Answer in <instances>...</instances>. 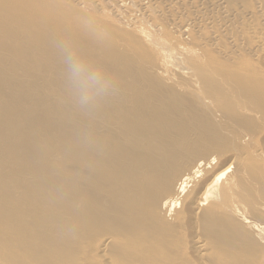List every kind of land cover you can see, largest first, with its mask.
<instances>
[{
	"label": "bare ground",
	"instance_id": "bare-ground-1",
	"mask_svg": "<svg viewBox=\"0 0 264 264\" xmlns=\"http://www.w3.org/2000/svg\"><path fill=\"white\" fill-rule=\"evenodd\" d=\"M70 1L83 6V0ZM84 1L85 7L86 0ZM92 1L89 0V4ZM96 1L99 3V0ZM133 1L129 2V5ZM150 2L152 1L143 0V8L149 6ZM134 3L139 6L133 2L132 7ZM116 4L115 6H118ZM95 5L96 3L93 6ZM120 5L125 6L124 1H121ZM167 5L166 8L170 7ZM91 6L92 4L90 8ZM111 7L109 6L110 9ZM141 7L137 9L138 13ZM125 8H122L123 12ZM114 9L115 15L117 13L115 7ZM155 9L154 7V11ZM81 10L76 6H69L64 0H0V143L3 138L6 140V148L0 149V165L7 164L0 170V191L7 200L16 197L17 190L21 192L19 204H24L21 208L23 215L29 216V210L35 203L38 207H44L46 215L50 216L48 225L33 234L27 231L11 233V248L32 251L29 244L33 240L38 241L39 247L41 244L48 245L47 254L53 256L64 244L73 242L74 245L83 235L88 236L94 228L101 227L110 231L102 236L98 245L96 243L90 250H86L80 264H90L88 254L95 255L100 260L109 257L111 247L122 239L129 240L128 245H122L123 256L131 254L128 262L149 259L146 264H159L163 255L164 262L171 264L176 260L173 258L174 246L172 248L170 245L171 241L173 244L175 242L172 240L173 234L178 232L187 237L193 255L199 259L204 253L211 252L224 258L219 260L215 257V264H240V259H243L242 264H251L248 256L250 257L257 245L264 248V220L260 218L261 214L255 212L264 214V202L263 199L259 200L263 203L256 200L257 208L251 207L253 205H250V202L254 197L249 200L250 195L248 199L245 196L248 193L246 191L254 184L252 187H258L261 191L260 186H263L264 182V161H261L263 163L260 166L258 162L245 165L247 161L244 159L249 156L244 159L243 157L249 152L242 148L244 155L241 152L226 153L222 143L227 141L226 136L232 129L234 131L239 125L243 126V120L239 121V117L244 119L246 115H252L262 118L264 115V88H261L263 76L260 75L262 81L256 77L248 78L241 71L238 76L235 75L236 68L233 67L229 68H233V75L227 68L228 77L214 74L212 76L209 72L211 76H206L203 75L204 71L201 75H192L194 68L188 71L190 67H186L188 70L184 69L185 75L189 73L185 76L181 73L183 70H178L183 69L180 62L181 67L174 63L177 71L174 67L172 71V68L169 69L162 61L159 66L162 67L165 81L161 80L153 76L148 68L145 69L142 57L137 53L142 47L141 41L142 44L148 42V36L143 31L138 32L139 42L137 35L138 38H133L120 30L110 31V35L106 33L105 28L99 27L102 23L100 20ZM145 10L141 9L142 14ZM132 13H135V18L139 15L136 16V11ZM229 13L227 12L226 17ZM147 14L151 16L150 12ZM130 17H127V14L119 16L125 27L133 29L135 18L132 16L133 22ZM175 18L173 17L174 20ZM196 18L192 19L195 21ZM200 19L204 20L202 17ZM179 24L181 26V21ZM243 24L244 22L241 28ZM146 25H149V28L152 26L150 23ZM170 25L169 28L173 26ZM188 27L185 29L190 33L191 27L189 30ZM247 28L249 32V27ZM172 33L174 35V32ZM155 34L157 35L156 31ZM121 42L126 45L125 51L123 47L122 51L118 48L117 44ZM258 42L256 40L257 44ZM162 44L160 47H165V44ZM60 45H63V48ZM156 46L155 49L160 48ZM194 51L196 52L195 49ZM168 53V56L171 55ZM70 55L83 59L89 71L100 68L110 73L117 83L115 94L99 97L91 107H81L78 95L83 85H78L71 78L69 65L66 63V57ZM177 58H174V62ZM179 58L182 60L180 56ZM234 58L236 59V56ZM151 62H146L145 65H151ZM237 63L241 64L238 60ZM184 64L183 62L182 65ZM44 65L47 73L39 85L35 75ZM174 72L177 79L180 77V80L186 81L188 85L174 83ZM198 72L200 67L196 73ZM260 73L263 75L262 71ZM243 75L245 77H242ZM257 79L260 80L261 87L256 86L260 83ZM56 81L61 93L68 88V98H63L60 92L53 90L52 84ZM48 86L50 90H46ZM232 101H237L238 108L232 105ZM64 116L66 119H63ZM233 131L229 134L232 135ZM234 132L238 135L237 130ZM259 132L260 130L257 134ZM248 136H239L238 142L241 146L247 143ZM229 139L231 140L230 137ZM256 149L254 154L264 160V147L261 150L258 147ZM256 156L252 157L257 158ZM50 159L51 169L48 162ZM239 159H243L241 165ZM57 162L59 165L55 166L54 163ZM231 165L236 168L233 167L235 171L228 175ZM8 177H11L9 181ZM52 181L58 183L54 184ZM57 185L59 188L55 194L52 188ZM179 205L182 207L175 211ZM0 207H4L1 199ZM66 209L71 221L66 220L64 216ZM10 212L11 225L7 223L6 212L0 216L1 224L13 230L14 227L31 228L26 222V217L20 216L21 213L16 219L14 210ZM255 215L260 217L255 218ZM48 231L50 233H47ZM163 236H166L168 242L162 239ZM6 241L7 237L0 239L3 248ZM180 245L181 243L179 250ZM74 251L78 254L80 249L74 246ZM208 256L211 257L209 254ZM109 261L111 260L105 259L102 264H115ZM69 262L77 264L79 260L72 258ZM3 264H6V261Z\"/></svg>",
	"mask_w": 264,
	"mask_h": 264
},
{
	"label": "rangeland",
	"instance_id": "rangeland-1",
	"mask_svg": "<svg viewBox=\"0 0 264 264\" xmlns=\"http://www.w3.org/2000/svg\"><path fill=\"white\" fill-rule=\"evenodd\" d=\"M64 1L66 3H68L69 6L70 5L72 7L76 6L80 10L82 9L83 11H87V13L92 14V16L94 18L96 17L95 19L100 20L99 22H102V23L106 22L105 24H102V23L99 24V27H101L103 29L105 28L104 30L106 31V33H108L110 35H111L110 31H113V30L119 31L120 30V32L127 33L130 36H132L133 38H138L139 37L138 38L139 39L138 42H139L140 41L139 33L141 31H143L148 36V42H145V44H142L143 41H141L142 43L141 42L140 43H141L142 47L137 53L140 55V57H142L141 61L143 62L144 67H146L145 69L148 68L149 72L153 76H155L157 78H160L161 80L164 79V75H163L164 72L161 71L162 70L161 69L162 68L161 65L159 66V64L162 61L167 64L169 69L174 67V69L176 68L175 69L176 71H177V66L174 63H176L178 66H180V65L183 66V69L182 68L181 69L178 68L179 71L183 70L181 72V73H183V75H185V73H186V72H184L185 71L184 69H186V67L187 68L190 67L189 70L186 69L188 71H191V68L195 69V67H197V69H195V70L193 69L192 70V73H193L192 75H194V74L196 75L197 74V76H198L199 74L200 75L202 74V71H204L203 75L205 74L206 76L207 75H209V76L212 75L213 76V74H214V76L215 75L216 76L219 75V76H223V77H226V76L228 77L229 76L228 70H229L231 75H233L232 72H234V71H235V75H238V73L241 71V73L242 74L245 73L246 77H248V78H249V76H251V78H253V79H255V77H256V78H260L261 81H262L261 76H263V78H264V70H263L264 67H262V65L264 64L263 63L264 62V55H263L264 54V18H263L264 17V0H243V1L242 0H239V1H236V0H225L226 2H228V4H226L225 1L223 2V0H220L221 3H220L219 0H184V3H183V0L182 1L178 0V2H177V0H173V1L172 0L171 1L167 0L168 2L165 1V0H161V2H160V0H155V1H157L156 3H155L154 0H150L152 2H150L149 6L154 2L153 5H152L153 8H152V6L149 7L147 5L149 7V9H148L147 6H145L146 10H145V8H143V6L145 5V4L143 5V0H134L133 1V2H136L137 5H139V6H136V4L134 3L135 4L134 6L136 8L134 6L132 7L133 2L130 3V5H129V2H131L132 0H129V2L127 0H118L119 2L117 0H115V2L113 0H111V1L110 0H108V1H106V0L105 1L101 0L100 1L99 0V3L96 0L95 1L90 0V1H92L91 2V4H92L91 8H90L91 4H89L90 3L89 0H86V5H85V7L89 6L88 8L84 7V4H83V3H85L84 0L83 1L81 0L83 6H81V5L78 6L77 3L76 4L72 3L70 0H68V1L64 0ZM121 1H124L125 6H121L120 5ZM137 1L140 4H138ZM93 2L96 3V5H95L96 7L93 6L94 5ZM101 2L102 3L104 2V3L101 4ZM158 2H160V4ZM166 2L168 3V5L166 4ZM175 2L177 3V7H176V3ZM179 2H181V3H179ZM107 3L109 4V6H112L111 9L109 8ZM115 3H117L116 5H118V6H115ZM126 3L129 5V7H128V5H126ZM182 3H183V5H181ZM211 3H212V5H211ZM213 4H215L216 6H214ZM98 5H100V6H98ZM161 5H162V7H161ZM166 5L170 6V7L166 8ZM172 5H174V6H172ZM178 5H179V7H178ZM248 5L250 7H248ZM156 6H159V7H156ZM228 6H229V8H228ZM114 7L116 8V13H117L115 15H114V13H115ZM140 7H141L142 11L145 10L146 12H143V14H142V11L140 9L139 13H138L137 9H139ZM154 7L156 8L155 11H154ZM242 7L243 8L245 7V9H242ZM122 8H125V10H124L125 13L123 12ZM175 8H177V9H175ZM104 9H106V11ZM171 9H172V11L174 10V12H172ZM230 9H231V11H230ZM131 10L133 12L136 11V13H137L136 16L138 14L139 15L135 18L134 17L135 13L133 15ZM157 10H159V11H157ZM175 10H176L177 13H175ZM224 10L227 11V12H230L228 17H226L227 12L225 13ZM243 10L244 11L246 10V11L244 12ZM152 11H154V12L152 13ZM179 11H180V13H178ZM187 11H188V13H187ZM148 12H150L151 16H149V14H147ZM234 12H235V14H234ZM140 13H141L142 16L140 15ZM171 13L173 14V16H172ZM174 13L178 14V15H175ZM182 13H184V14H182ZM255 13H256V16H254ZM126 14H127V17H130V15L132 14L131 17H130L132 21L135 18L134 21L136 23L133 21L134 22V28L133 29L130 28V27H125L122 24L121 19L119 18V16L120 17L121 16H126ZM144 14H146L145 17H146L147 21H146V19L144 17ZM156 14H158V16H156ZM163 14H165V15H163ZM139 16H141L140 22H141L142 25L138 21ZM187 16H189L188 17L189 19L187 18ZM200 16L204 20L200 19L201 18ZM215 16H216V18H215ZM234 16H235V18H234ZM149 17H151L152 20ZM173 17H176L175 20L173 19ZM192 18H196V20L194 21ZM224 18H225V20H224ZM177 19L181 21V26L179 24L180 21H178ZM182 19H185V20H182ZM235 19H237V20H235ZM243 19H244V21H243ZM150 20H151L152 23L150 22ZM159 20H161V21H159ZM170 20L173 21L174 24H176L175 25L176 27L174 26V24ZM176 20H177V23H176ZM189 20H190V22H189ZM234 20H235V22H234ZM145 21L148 24L150 23L152 25L151 27H154V28L153 29L151 27L149 28V25L147 26ZM187 21L189 23H187ZM142 22L145 23V25ZM213 22H214V24H213ZM241 22L242 23L244 22L243 28H241L242 27V23ZM190 23H193V24H190ZM202 23H204V24H202ZM219 23H220V25H219ZM234 23H235V26H234ZM245 23H247V24H245ZM253 23H256V25H254ZM167 24H169V25L171 24L173 26L170 25L171 27L169 28V25H167ZM189 24H190V26H189ZM155 25H156V27H155ZM185 25H186V27H185ZM178 26L182 30V33H180L181 30H179ZM188 26L191 27L190 33H187V29H185ZM230 26L231 27L233 26V27L231 28ZM246 26L249 27V32H247L248 28ZM177 27H178V31L176 30ZM189 27H188V30H189ZM127 28H128V30H127ZM139 28H140V31H139ZM155 28H157V29L155 30ZM171 28L175 29L177 32L175 33V31L173 29L170 30ZM256 28H258V29H256ZM151 29L154 30V33H153V31H151ZM251 29H253V30H251ZM183 30H185V31H183ZM191 30H192V32H191ZM127 31H129L130 33L127 32ZM155 31H156L157 35L155 34ZM161 31H162V33H161ZM172 32H174V35H173ZM184 32H186L187 34L186 33L184 34ZM225 32H226V34H225ZM248 33H249V35H248ZM255 33H256V35H255ZM199 34L203 35V37H200ZM175 35H176V37H178L177 42H176V39H175ZM227 35H228V37H227ZM209 36H210V38H209ZM244 36H245V38H244ZM186 37H187V39H186ZM261 37H262V39H261ZM188 38H189V40H188ZM173 39H175V40H173ZM135 40H137V39H135ZM178 40L181 43H183V44H181ZM220 40L224 41V43L222 41L220 42ZM256 40H257V42L259 41L258 44L256 43ZM218 41H219V43H218ZM121 43L117 44L118 48H119V50L121 48V51H122V47H123L124 48L123 51H125L127 49L126 45L124 43H122V46H121ZM170 43H171V45H169ZM247 43H250V44H247ZM155 44L158 45V47H160V44H162V45L165 44L164 45L165 47L162 46L163 50H161L162 49L161 47H160L161 49L157 48L158 49L157 50V49H155L157 47ZM172 44L175 46L174 48H173ZM235 44H236V46H235ZM153 45H155V46H153ZM145 46H146V49H145ZM180 46H182V47L180 48ZM192 46L194 47L196 52L194 51ZM236 47L237 48L239 47L240 49L239 48L237 49ZM250 47H252V48H250ZM152 48L154 50H156V51H154V50L152 51ZM172 48L175 51L172 50ZM178 48H180L179 49L180 52L178 51ZM224 48H226V50H224ZM170 51H171V53H170ZM200 51H201V53H200ZM167 52H169L168 54H171V55L168 56L166 54ZM193 52L195 54H197V56H195V54ZM261 52H263V54ZM154 53H155V55H154ZM161 53H164V54L161 55ZM172 53H173L174 56L172 55ZM158 54L161 55V56L159 57ZM178 54L182 58V60H179L180 58H179ZM184 54H186V55H184ZM192 54H194V56ZM240 54H243V55H240ZM183 55H184V57L185 56H187V57L184 58ZM250 55H251V58H250ZM171 56H173L174 58H176V56H177L178 58L174 62V58H173V60H171L172 59ZM235 56H236V59L234 58ZM260 57H261V59H260ZM159 58H160V60H159ZM192 59L194 60L193 62H192ZM241 59L242 60L244 59V62H242ZM156 60H158V61L156 62ZM177 60H179V61H177ZM237 60L240 61L241 64L237 63ZM182 61L185 63L184 65H182V63H183ZM215 61H217L216 64H215ZM146 62L147 63L149 62V64L151 62V65H149V64L145 65ZM153 62H154V65H153ZM179 62H180V65H179ZM187 63H189L190 65L187 64ZM207 63H208V65H207ZM227 63H228L229 66L227 65ZM236 63H237V65H236ZM198 64H201V65H198ZM218 64H219V66H218ZM223 64H225V65H223ZM260 64H261V66H260ZM192 65H194L195 67H193ZM199 67H200V72L196 73L198 71ZM230 67H233L234 69L236 68V70L233 71V68L230 70L229 69ZM227 68H228V70H227ZM257 70H258V73H257ZM172 71H173V68H172ZM221 71H225V72H221ZM261 71H262L263 75L260 73ZM162 72H163V74H162ZM208 72L211 73V75ZM46 73H47V68L45 67V65L42 67L41 70L36 72L35 77L38 80V84L39 85L42 84L43 77L45 76ZM160 73H161V77H159ZM241 73L239 75H241ZM172 74H173V78H175L174 83H178V84H182L183 83L184 86L188 85L185 80H184L185 82H183V81L180 80V77L178 79L175 77L176 75H174V74H176V72H174ZM188 74H186V75H188ZM244 75L242 77H245ZM165 76H166V74H165ZM177 77H178V75H177ZM176 79H177L178 82L176 81ZM257 80H259V79H257ZM260 80H259V82H260ZM164 81H165V79H164ZM185 84H187V85H185ZM255 84H257V83H255ZM255 84H254V86H255ZM260 84H261V82L259 83V85ZM259 85L257 84L256 86H258V87L262 86V85H260V86ZM52 87H53V90H56V91L60 92L59 89H58V82L57 81H56L55 84L54 83L52 84ZM261 88H264V81H263V86ZM46 90H50L49 86L46 87ZM62 92L63 93L60 92V94L62 95L63 98H68L70 96V93H67L68 92V88L65 89V90H62ZM237 104H238L237 101H235V102L232 101V105L235 108L236 107L238 108ZM241 117H239V121L243 120V122L241 121L243 126L239 125L238 128L234 129V131L237 130V134L238 135H236V132H234L233 129H232L229 133H231L233 131L234 136H233V134L231 135V134L228 133L229 136H228V134L226 136V138H228V139H227V141L225 140L224 143H222V147H223L224 150H226L225 151L226 153H228V151H230V152H241V154L244 155L243 150H245V152H249V153H247V155H244L243 159L246 158V156L247 157L249 156V157L246 158L247 160L244 159L245 162L246 161L247 162L246 163L243 162V163H245V165H247L248 163L251 162L250 164H248V165H251L253 163H257L258 162V164L260 166V164L262 165V163H263L261 161H264V160H261L260 158H258L256 156V154H254V153L258 151L256 149L257 147L260 150L263 149V147H264V115L262 116V118L255 117V116H252V115L251 116L248 115V117L246 115L244 119L241 118ZM63 119H66V116H64ZM256 120H257V122H256ZM256 124L258 125V127H257ZM66 127L67 126L65 125V128ZM239 127H242V128L240 129ZM259 127H261V128H259ZM238 130H239V132H238ZM258 130H260L259 134H257ZM243 134L249 135L248 136L249 138H248V141L246 143L247 145L246 144H244V145L242 144V146H241V144H239V142H238V138H239V136H241ZM252 135L254 136V138H253ZM260 136L263 139H261ZM229 137L231 138V140L229 139ZM250 138H252V139H250ZM262 140H263V142H262ZM5 141H6L5 138H3L1 143H0V149H2V150H4L6 148ZM261 142L263 144H261ZM225 144H226V146L228 144V146L226 147ZM235 144H236V146H235ZM238 144H239L240 150H239ZM250 144H251V149H249V147H250L249 145ZM228 147L231 148V149H229ZM242 148H243V150H242ZM253 148L256 149L257 151H255ZM231 150H233V151H231ZM251 150H252V152H251ZM250 154H251V156H250ZM243 155H241V156H243ZM253 155L256 156L257 158H253L252 157ZM243 159H239V164L242 162ZM48 162H49V169H51V159L48 160ZM54 165L58 166L59 162L54 163ZM263 165H264V163H263ZM6 166H7V164L0 165V170L5 168ZM231 166H232L231 167L232 169L230 168L228 175H231L235 171L234 169L236 167L234 165H231ZM254 166H256V164H254ZM233 167H235V168L233 169ZM257 170H259V173H261L259 168H257ZM261 170L263 172V167L261 168ZM24 172L27 174L26 170ZM22 176H24V175H22ZM10 179H11V177H8L7 181H9ZM26 179H28L27 175H26ZM52 182L54 184L58 183V182H54V181H52ZM262 185L263 186H260L262 189L259 187V189H261L262 192L258 190V187L253 188L255 186V184H254V185H251L249 187L250 189H248L246 191V192L249 193V194L246 193L247 197L244 195L246 199H248V197L250 195L249 200L251 199V197H254V200L251 199L252 201L250 202V205H253L251 207L257 208L256 207V204H258L257 202H259V203H263L264 202V195H263L264 194V182H262ZM58 188H59V185L55 186V188H52V190L55 191V194L57 193ZM257 191H259V192H257ZM16 192H17V196L16 197L7 200L6 197L4 196L3 192L0 191V199L2 200V203L4 205V207H0V216L4 212H6L7 213V223L11 225V212L10 211L14 210L15 218L18 219L16 216H18L21 213L20 216L26 217V222L30 224L31 228L30 229H25L24 227H21V228L14 227V230H15L14 231L11 227L0 223V239H4L5 237H7L6 246L4 248L2 247V245L0 243V264H3L4 261H6V264H35V263L36 264H70L69 260L72 259V258L79 260V262L77 264H80L82 258L86 254V250L88 248L90 250V248H92V245H94L96 243L98 245L99 242L102 239V236H104L106 233H108L110 231V229L96 227V228H94V230L88 236L87 235H85V236L83 235V238L80 241H78L77 243H75L74 245H73V242H71L69 245L64 244L61 249L55 251V253H57V254H55L53 256L52 255L48 256V254H47L46 248L48 247V245L41 244V246H40L41 248H40L39 247L40 244H38V241H33V240L29 244V246L32 248V251H27L25 249H23V250L12 249L11 248V244H10V234L11 233L27 231V232L33 234L34 231H38L44 225H48V223L50 221V216L46 215L44 207L43 208L38 207L35 203H33V205L31 206V208L29 210V216L23 215L24 212H21V208L24 206V204H22V203L19 204V200L21 198V192L19 190H17ZM257 194H258V196H257ZM262 199H263V202H261ZM256 200H258V201L256 202ZM259 200H261V201H259ZM9 207H12V208H9ZM180 207H182V206L181 205L177 206V208H175V211H178L180 209ZM3 210H4V212H2ZM255 212H257V214H259V215L261 214L260 216H262V217H260L259 215L258 216L255 215V218L260 217L262 220H264V214L262 215V213L260 211H255ZM69 215H70L69 211H68V209H66L65 212H64V216L66 217V220L71 221V218H70ZM185 223L186 222H184V224ZM65 228H69V226H65ZM44 229H47V228L44 227ZM47 233H50V232L48 231ZM174 234H173L174 238L172 239L173 236L170 237V238L173 241H175V242L173 244V242L171 241L172 245H170V246L172 248L174 246V251H173L174 257L173 258H174V260H176V262H173L171 264H197V263L198 264H208V263L215 264V263H217V259L216 258H219V260L220 259L221 260L224 259V258L222 259V256L219 257L218 254L215 253L216 254L215 255V254H213L211 252L210 253L206 252L207 254L204 253V255H203V256L207 257L208 260L205 257H203V256H201L200 259H199L198 257H196L195 254L193 255V252L191 250V243L189 242V240L186 239L187 237H184L185 235L183 236V234L180 235L178 232H175ZM178 234H179V236H178ZM181 238H183V239L180 241ZM162 239H166L167 240L166 236H163ZM186 240L189 243H187ZM128 241L129 240H127V239L126 240L122 239L120 241L115 242L113 247H111L110 252L108 253L109 257L107 256V257H105V259L106 260L109 259V260H111V261H109L110 263L113 262L115 264H146L147 262H149V259H146L144 261L132 260V261L128 262L127 260L131 258V254H127L126 256H123V254H122V245H128ZM167 242H168V240H167ZM79 243H81V247H79ZM179 243H181L180 250L182 252L178 249L179 248ZM176 245H178V246L176 247ZM74 246H75L76 249H78V250L80 249V252L78 254L75 253ZM118 248H119V250H118ZM208 254L211 256L210 258L208 256ZM91 256H92V258H91ZM91 256L88 254V260H89L90 264H102L103 260H105L104 258L103 259L101 258V260H100L99 258L95 257V255H91ZM248 258H250L251 264H264V248L257 245L255 250L252 252L250 257L248 256ZM164 259H165V256L162 255V260H161V262H159V264H168V263L164 262ZM196 259H198V260H196ZM219 260H218V263H219ZM207 261H209V262H207ZM199 262H201V263H199ZM239 262H240V264H242L243 259H240Z\"/></svg>",
	"mask_w": 264,
	"mask_h": 264
},
{
	"label": "clouds",
	"instance_id": "clouds-1",
	"mask_svg": "<svg viewBox=\"0 0 264 264\" xmlns=\"http://www.w3.org/2000/svg\"><path fill=\"white\" fill-rule=\"evenodd\" d=\"M60 47L63 48V45ZM66 63L69 65L72 80L78 85H83L78 95L81 107H91L99 97L115 94L117 83L110 73L100 68L89 71L85 61L75 55L67 56Z\"/></svg>",
	"mask_w": 264,
	"mask_h": 264
}]
</instances>
